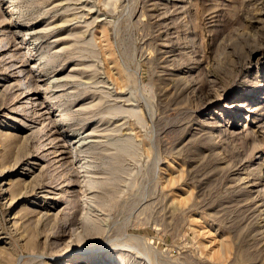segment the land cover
<instances>
[{
	"label": "rangeland",
	"instance_id": "rangeland-1",
	"mask_svg": "<svg viewBox=\"0 0 264 264\" xmlns=\"http://www.w3.org/2000/svg\"><path fill=\"white\" fill-rule=\"evenodd\" d=\"M89 254L264 264V0H0V264Z\"/></svg>",
	"mask_w": 264,
	"mask_h": 264
},
{
	"label": "bare ground",
	"instance_id": "bare-ground-1",
	"mask_svg": "<svg viewBox=\"0 0 264 264\" xmlns=\"http://www.w3.org/2000/svg\"><path fill=\"white\" fill-rule=\"evenodd\" d=\"M9 33L13 34V31L11 30ZM51 79L54 81V77H51ZM33 82V81H32ZM49 86V84H48ZM27 88H29V86H27ZM232 105V104H231ZM74 166V165H73ZM5 189H8V187H6ZM12 191V190H11ZM10 192V191H9ZM50 213V212H49ZM86 217V215H85ZM83 218V217H82ZM79 223V222H78ZM80 224V223H79ZM78 231V230H77ZM76 231V232H77ZM73 235V234H72ZM86 260L84 262H81V260ZM80 261L76 262L75 264H98V263H103V264H122V263H119V261H116L115 259H111V258H106L104 256H101V255H98V256H95V255H92V254H89V255H86L84 256L83 258H81ZM43 264V263H42ZM70 264H73L72 262Z\"/></svg>",
	"mask_w": 264,
	"mask_h": 264
}]
</instances>
